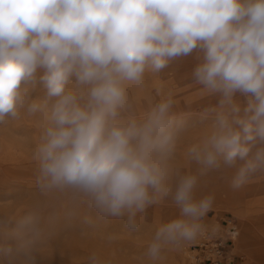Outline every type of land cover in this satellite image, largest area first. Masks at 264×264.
Instances as JSON below:
<instances>
[{"label": "clouds", "instance_id": "9594fccd", "mask_svg": "<svg viewBox=\"0 0 264 264\" xmlns=\"http://www.w3.org/2000/svg\"><path fill=\"white\" fill-rule=\"evenodd\" d=\"M188 58L189 84L215 103L176 111L154 89L138 106L136 91ZM22 116L39 129V199L0 218V264H38L44 208L60 197L129 233L168 202L177 215L142 254L161 264L206 230L215 194L201 177L231 170L239 190L264 173V0H0V125ZM87 262L105 264L97 251Z\"/></svg>", "mask_w": 264, "mask_h": 264}, {"label": "rangeland", "instance_id": "374dc122", "mask_svg": "<svg viewBox=\"0 0 264 264\" xmlns=\"http://www.w3.org/2000/svg\"><path fill=\"white\" fill-rule=\"evenodd\" d=\"M190 67L191 58H188L173 65L161 79H149L146 90L134 93L138 106L145 103L142 99L145 91L154 89L157 100L170 94L176 111L196 113L206 104L215 103L201 94L199 86L189 84L187 73ZM38 134L35 121L26 116L0 125V218L14 221L31 210L39 199L34 186L35 164L32 160ZM230 175L231 170H227L225 178L216 173L201 177L198 191L215 194L213 206L204 218L205 231L219 233L226 221L233 220L239 235L235 251L238 258L232 264H245L255 248L264 250V219H260L257 226L251 224L253 235L247 237L240 220L241 212L223 201L233 191L226 179ZM248 189L253 197H264V188L252 185ZM88 215L90 213L85 206L69 197L50 200L43 212L45 231L34 250L38 264H88L87 258L92 251H97L105 264H142V254L151 232L159 223L174 218L177 210L168 202L148 208L136 233H129L123 222L118 220L86 222ZM109 235L115 238L109 241ZM199 239L180 250H171L172 260L166 251L161 264H195L191 254Z\"/></svg>", "mask_w": 264, "mask_h": 264}, {"label": "bare ground", "instance_id": "6f19581e", "mask_svg": "<svg viewBox=\"0 0 264 264\" xmlns=\"http://www.w3.org/2000/svg\"><path fill=\"white\" fill-rule=\"evenodd\" d=\"M22 141V140H18ZM252 185H255L256 187L264 188V173H259L256 176V179H250V181L243 186L239 190H233L229 196L224 199L223 201L229 205H232L235 207V209H238L241 212V223L243 227L246 229L247 237H250L253 235L252 225L256 224L260 219H264V211H261L264 207V197H253L251 194L248 193L250 191V188ZM239 196V197H238ZM231 206V207H232ZM258 206L260 209H258ZM262 208V209H261ZM239 235V230H238ZM237 235V237H238ZM234 244V251H236V240ZM256 251H254V254L247 260L245 264H264V250L255 248ZM170 258L169 260L173 259V254L171 253V250L169 251Z\"/></svg>", "mask_w": 264, "mask_h": 264}, {"label": "built area", "instance_id": "2783aa9c", "mask_svg": "<svg viewBox=\"0 0 264 264\" xmlns=\"http://www.w3.org/2000/svg\"><path fill=\"white\" fill-rule=\"evenodd\" d=\"M238 228L233 220L225 222L219 233L205 231L200 237L191 258L195 264H232L238 258L234 251Z\"/></svg>", "mask_w": 264, "mask_h": 264}]
</instances>
